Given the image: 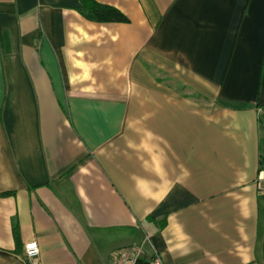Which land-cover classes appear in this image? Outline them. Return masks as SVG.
Wrapping results in <instances>:
<instances>
[{
  "label": "crops",
  "instance_id": "1",
  "mask_svg": "<svg viewBox=\"0 0 264 264\" xmlns=\"http://www.w3.org/2000/svg\"><path fill=\"white\" fill-rule=\"evenodd\" d=\"M97 2L0 0V264H264V0Z\"/></svg>",
  "mask_w": 264,
  "mask_h": 264
},
{
  "label": "trees",
  "instance_id": "2",
  "mask_svg": "<svg viewBox=\"0 0 264 264\" xmlns=\"http://www.w3.org/2000/svg\"><path fill=\"white\" fill-rule=\"evenodd\" d=\"M1 6V5H0ZM80 13L88 20L99 23H121L127 22L128 18L117 8L101 4L97 0H81ZM264 110V105H263ZM259 123L261 128L264 129V118L260 117ZM260 170H264V137L260 143V156H259ZM14 236L17 242H19L18 227H14ZM264 254V243H263ZM264 262V256H263Z\"/></svg>",
  "mask_w": 264,
  "mask_h": 264
},
{
  "label": "built area",
  "instance_id": "3",
  "mask_svg": "<svg viewBox=\"0 0 264 264\" xmlns=\"http://www.w3.org/2000/svg\"><path fill=\"white\" fill-rule=\"evenodd\" d=\"M259 187L264 192V170L260 172ZM149 239V235L147 237ZM41 255V249L37 242L32 241L25 245V257L29 264H38ZM144 255L142 246H131L117 250L111 264H139ZM148 264H164L161 256H154Z\"/></svg>",
  "mask_w": 264,
  "mask_h": 264
},
{
  "label": "rangeland",
  "instance_id": "4",
  "mask_svg": "<svg viewBox=\"0 0 264 264\" xmlns=\"http://www.w3.org/2000/svg\"><path fill=\"white\" fill-rule=\"evenodd\" d=\"M262 117L264 118V111L262 112Z\"/></svg>",
  "mask_w": 264,
  "mask_h": 264
}]
</instances>
